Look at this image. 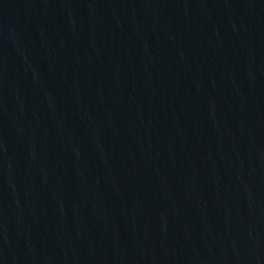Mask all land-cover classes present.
Instances as JSON below:
<instances>
[{
	"label": "water",
	"instance_id": "95a60500",
	"mask_svg": "<svg viewBox=\"0 0 264 264\" xmlns=\"http://www.w3.org/2000/svg\"><path fill=\"white\" fill-rule=\"evenodd\" d=\"M0 264H264V0H0Z\"/></svg>",
	"mask_w": 264,
	"mask_h": 264
}]
</instances>
